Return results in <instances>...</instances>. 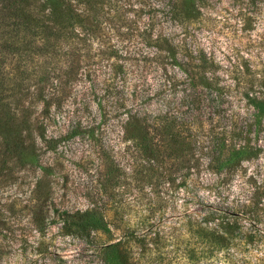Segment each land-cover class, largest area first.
Returning a JSON list of instances; mask_svg holds the SVG:
<instances>
[{"label": "rangeland", "instance_id": "1", "mask_svg": "<svg viewBox=\"0 0 264 264\" xmlns=\"http://www.w3.org/2000/svg\"><path fill=\"white\" fill-rule=\"evenodd\" d=\"M173 1L106 0L94 34L58 38L50 56L3 63L0 83L14 94L4 99L9 108L33 109L43 123L27 138L23 132V147L43 137L30 145L37 164L21 163L16 152L8 161L0 147V264H102L100 245L115 241L128 264H264V0H197L183 20L170 17ZM151 26L179 58H205L210 91L189 88L168 44L154 42L157 31L144 34ZM24 61L28 78L18 74ZM47 75L42 83L55 95L42 99L36 79ZM124 105L149 123L168 117L190 147L147 160L129 138L139 130L124 128ZM78 121L79 133L67 136ZM241 131L250 155L222 172L209 167L211 139L235 144L229 154L239 151ZM90 208L102 212L110 233L75 224ZM218 235L224 248L213 242Z\"/></svg>", "mask_w": 264, "mask_h": 264}, {"label": "trees", "instance_id": "2", "mask_svg": "<svg viewBox=\"0 0 264 264\" xmlns=\"http://www.w3.org/2000/svg\"><path fill=\"white\" fill-rule=\"evenodd\" d=\"M106 0H0V70L3 63L7 59H12L17 56L21 58L22 56L33 57L34 54L39 56L42 55H52L57 53L59 48L57 39L62 38L63 40H69L74 36H77L78 32H84L87 34H94L99 29L98 20V9ZM197 0H174L171 2V8L169 10L170 17L172 19H186L190 12L196 10ZM151 31V38L153 34L154 42L158 43L160 41L168 44L167 38L162 34V31L156 30L155 26H151L150 30L148 27L144 29V34ZM24 38H29L26 44H21V40ZM156 45V44H155ZM162 49V48H159ZM167 51L170 57L176 62L175 64L187 74L189 79V88H196L197 85H201L202 90L210 91V84L207 81L205 71L206 60L203 58L202 62L196 64L189 63L184 60L183 57H178L177 52L174 48L168 44ZM74 50L70 49L65 63L72 68V64L75 61ZM71 56V57H70ZM23 69L18 72L22 78H28L24 74L28 68L26 62L22 63ZM188 67L194 69L196 68V74L200 82L194 81L192 72H188ZM36 79L37 93L42 99L52 97L55 95V90L46 89L42 82L49 80V76H38ZM206 80V81H203ZM166 86V85H165ZM204 88V89H203ZM201 93L199 92L197 97L192 101L195 102L199 99ZM209 93V92H208ZM160 95V93H157ZM14 95L11 92L10 87H5L0 83V134L3 135V141L0 142V147L5 143L6 150L8 151L7 158L8 161L11 157L15 158V155L20 159L21 163L37 164L38 154L36 153L35 147H30V145H37V138H42L43 134L34 136L26 149L23 147V132H27L26 138L36 130V124L42 127L43 123L39 122L33 116V109L31 113L29 110L24 108H18L13 106L9 108L8 103L4 100L7 97ZM264 104V98L261 100ZM255 106L260 107L259 103ZM127 112L128 116L124 122V128L127 133L136 129L139 133L136 135H131L129 133V138L132 139L133 146L142 153V155L147 160H156L160 153H164L168 156L171 154L179 155L190 147L189 141L186 140V136H182L178 130H173V123L168 121V117L163 115H155L151 123L148 122L146 116H139L140 112L138 110H133V106L126 107L122 106ZM23 109V111L18 110ZM17 110V111H16ZM124 112V113H125ZM151 114H149L150 116ZM163 120V122H162ZM258 124V122H256ZM81 123L73 122L70 129L67 131V136L72 137L78 134V128ZM92 131V127H88ZM134 128L130 131V129ZM153 129L160 134L159 139H154V136L150 135L152 132L149 131ZM129 131V132H128ZM243 131V130H242ZM238 134H232V136H237L241 142L239 151L232 149L229 154L226 153L231 146L235 144H227L224 137H213L211 142H214V146L209 149L208 152V165L216 172H222L223 170L230 169V165L233 160L239 157L242 158L250 155L252 150V145L250 138L242 137L243 132ZM7 133L12 134L7 138ZM37 137V138H35ZM166 137H168L166 139ZM1 138V137H0ZM11 139V140H9ZM231 140V139H230ZM228 140V141H230ZM34 151V152H33ZM235 152L233 156L232 153ZM13 153V155H12ZM4 159V158H3ZM74 222L76 225H81L82 229L99 230L103 233H110V229L107 227V221L105 220L102 212L96 208H90L81 213H78L74 217ZM218 228H222L225 233H231L232 228L228 224L226 226H221V222L216 223ZM215 224V225H216ZM144 240V239H142ZM128 242V241H125ZM213 242L217 247H225V239L221 235L215 237ZM137 243V242H136ZM143 243V242H142ZM144 244V243H143ZM99 252L101 256L102 264H128L127 251L123 247L121 241L115 242H105L99 247Z\"/></svg>", "mask_w": 264, "mask_h": 264}]
</instances>
